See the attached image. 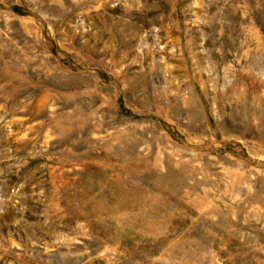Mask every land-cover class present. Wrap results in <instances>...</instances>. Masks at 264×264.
Wrapping results in <instances>:
<instances>
[{
    "label": "rangeland",
    "instance_id": "rangeland-1",
    "mask_svg": "<svg viewBox=\"0 0 264 264\" xmlns=\"http://www.w3.org/2000/svg\"><path fill=\"white\" fill-rule=\"evenodd\" d=\"M0 264H264V0H0Z\"/></svg>",
    "mask_w": 264,
    "mask_h": 264
}]
</instances>
